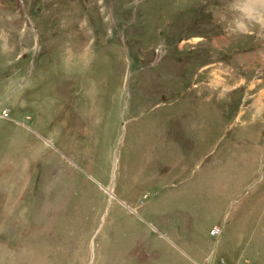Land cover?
Listing matches in <instances>:
<instances>
[{
    "label": "rangeland",
    "instance_id": "1",
    "mask_svg": "<svg viewBox=\"0 0 264 264\" xmlns=\"http://www.w3.org/2000/svg\"><path fill=\"white\" fill-rule=\"evenodd\" d=\"M0 0V264H264V0Z\"/></svg>",
    "mask_w": 264,
    "mask_h": 264
},
{
    "label": "bare ground",
    "instance_id": "2",
    "mask_svg": "<svg viewBox=\"0 0 264 264\" xmlns=\"http://www.w3.org/2000/svg\"><path fill=\"white\" fill-rule=\"evenodd\" d=\"M260 2L259 1H251L250 2V4H252V5H249L248 6V8H247V10L250 12V14L252 15V16H254V15H256V14H259V13H257L256 12V7L258 6V4H259ZM264 23V22H263Z\"/></svg>",
    "mask_w": 264,
    "mask_h": 264
}]
</instances>
